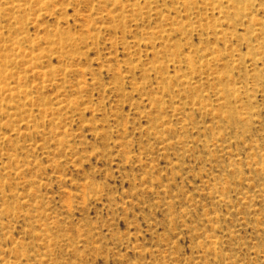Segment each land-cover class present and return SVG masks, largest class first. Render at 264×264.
Listing matches in <instances>:
<instances>
[{"label":"rangeland","instance_id":"obj_1","mask_svg":"<svg viewBox=\"0 0 264 264\" xmlns=\"http://www.w3.org/2000/svg\"><path fill=\"white\" fill-rule=\"evenodd\" d=\"M0 264H264V0H0Z\"/></svg>","mask_w":264,"mask_h":264}]
</instances>
